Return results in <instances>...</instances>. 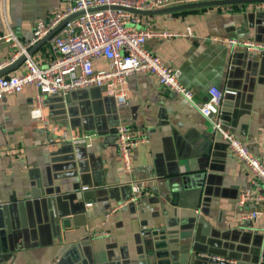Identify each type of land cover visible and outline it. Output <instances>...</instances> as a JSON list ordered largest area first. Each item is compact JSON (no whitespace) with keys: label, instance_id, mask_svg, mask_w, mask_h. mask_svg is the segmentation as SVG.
Listing matches in <instances>:
<instances>
[{"label":"crops","instance_id":"crops-1","mask_svg":"<svg viewBox=\"0 0 264 264\" xmlns=\"http://www.w3.org/2000/svg\"><path fill=\"white\" fill-rule=\"evenodd\" d=\"M65 6L0 0V33L11 28L28 41L37 20ZM142 16V27L176 33L149 38L146 48L179 69L194 101H206L210 86L228 91L223 126L264 160V53L228 42H264V0ZM41 40L29 53L45 66L51 37ZM11 57L1 41L0 64ZM127 89L123 104L98 87L45 95V121L31 115L32 85L0 100V264H160L152 237L161 230L171 264H264V217L242 218L256 205H237L246 189L263 193V183L192 102L153 74H131ZM121 124L148 138L134 148L129 173L119 156ZM77 134L91 140L75 144L69 137ZM135 184L142 192L131 201Z\"/></svg>","mask_w":264,"mask_h":264},{"label":"built area","instance_id":"built-area-1","mask_svg":"<svg viewBox=\"0 0 264 264\" xmlns=\"http://www.w3.org/2000/svg\"><path fill=\"white\" fill-rule=\"evenodd\" d=\"M65 7L51 12L48 19H39L33 37L22 41L14 30L8 28L0 33V42H7L12 57L0 64V69L24 55L22 67L10 74L0 76V100L10 93L20 92L26 86H34L38 93L36 105L31 111L33 118L45 121L44 96L66 93L79 88H104L107 94L116 97L119 103L127 102V79L131 74L149 72L165 89L183 95L192 102L210 122L214 132L219 133L231 152L264 185V160L257 158L247 144L239 140L223 126L222 105L228 93L216 86L208 88L204 102L194 101V93L180 82V71L166 64L162 58L146 48L149 38H169L176 33L155 30L149 22L142 27L144 17L127 8L153 10L166 7L171 0H61ZM249 7H253L249 5ZM66 22L51 36V57L45 66L37 63L29 48L47 36L63 21ZM191 34L188 30V34ZM231 46H243L251 53H264V42L231 39ZM103 58L106 67H95L94 61ZM119 156L122 169L129 173L133 167V150L148 141L144 134L121 124L116 128ZM64 137L68 138L64 132ZM75 144H88L87 134L69 137ZM131 201H136L142 192L139 185H132ZM253 203L256 207L241 217L256 220L264 217V192L246 189L237 198L243 207ZM260 206V207H258Z\"/></svg>","mask_w":264,"mask_h":264},{"label":"water","instance_id":"water-1","mask_svg":"<svg viewBox=\"0 0 264 264\" xmlns=\"http://www.w3.org/2000/svg\"><path fill=\"white\" fill-rule=\"evenodd\" d=\"M251 0H199V1H193V2H186L181 4H176L172 6H166L163 8L153 9V10H138L135 8H127V10L139 14V15H156L161 13H167V12H174V11H180V10H186L191 8H197V7H206V6H213V5H220V4H232V3H238V2H248ZM255 2L257 1H263V0H253ZM66 22L63 21L59 26H57L55 29H53L47 36H45L43 39L47 40L49 39L56 31L60 29V27ZM41 40L40 43H42L44 40ZM30 53L33 52V50L29 51ZM25 59V56H20L14 63L10 64L6 68H3L0 70V75L5 73L6 71L13 69L17 67L20 63L23 62ZM154 234V238L152 237V242H155V249L157 256L160 257V264H171V260L169 259V242L167 240V235L164 230H161L160 232L157 231ZM153 236V235H152ZM165 240V242H163ZM211 259V258H210ZM211 260H215L212 258Z\"/></svg>","mask_w":264,"mask_h":264}]
</instances>
